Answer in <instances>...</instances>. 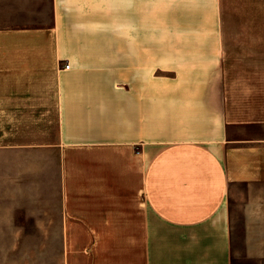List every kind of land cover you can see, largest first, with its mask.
<instances>
[{"label":"crops","instance_id":"1","mask_svg":"<svg viewBox=\"0 0 264 264\" xmlns=\"http://www.w3.org/2000/svg\"><path fill=\"white\" fill-rule=\"evenodd\" d=\"M27 222L65 264H264V0H0V233Z\"/></svg>","mask_w":264,"mask_h":264},{"label":"rangeland","instance_id":"2","mask_svg":"<svg viewBox=\"0 0 264 264\" xmlns=\"http://www.w3.org/2000/svg\"><path fill=\"white\" fill-rule=\"evenodd\" d=\"M20 228L30 230L0 233V264H65L60 230H36L33 222Z\"/></svg>","mask_w":264,"mask_h":264},{"label":"built area","instance_id":"3","mask_svg":"<svg viewBox=\"0 0 264 264\" xmlns=\"http://www.w3.org/2000/svg\"><path fill=\"white\" fill-rule=\"evenodd\" d=\"M65 68H66V69H69V65H67Z\"/></svg>","mask_w":264,"mask_h":264}]
</instances>
